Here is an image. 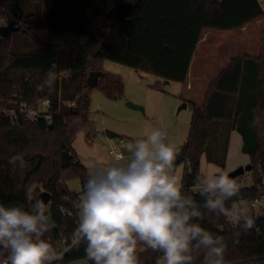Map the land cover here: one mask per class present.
<instances>
[{"label":"trees","instance_id":"16d2710c","mask_svg":"<svg viewBox=\"0 0 264 264\" xmlns=\"http://www.w3.org/2000/svg\"><path fill=\"white\" fill-rule=\"evenodd\" d=\"M1 1V14L12 19L20 12L22 25L13 21L9 36L0 38V101L14 94L30 101L47 96L54 117L50 123L0 121V165L12 155L23 157L17 193H26L28 208L39 193L28 195L33 186L51 193L47 214L56 226L43 238L54 246L63 236L75 235L79 224L80 194L68 181L79 178L84 185L88 176L73 144L81 131L93 139L91 93L98 88L113 100L124 93L122 78L106 72L104 61L185 83L205 30H240L257 19L264 24L260 0H29L27 6L22 0ZM259 49L257 55L232 57L209 82L204 101H189L193 113L187 142L179 149L185 163L181 181L185 193L198 203L203 199L192 187L200 180L201 157L225 167L234 130L242 136V150L250 156L253 171L252 186L240 188L241 199L256 191L264 168V26ZM53 63L58 79L49 91L43 80ZM92 71L101 72L95 86L88 83ZM64 151L70 160L65 168ZM202 211V226L225 237L227 264H264V213L252 217L255 226L244 230L223 216ZM84 248L83 243L75 244L60 260L69 264L87 259ZM138 256L140 264H159L162 253L141 244ZM0 257H7L6 251L0 249ZM201 259L198 256L194 264H201Z\"/></svg>","mask_w":264,"mask_h":264},{"label":"clouds","instance_id":"9594fccd","mask_svg":"<svg viewBox=\"0 0 264 264\" xmlns=\"http://www.w3.org/2000/svg\"><path fill=\"white\" fill-rule=\"evenodd\" d=\"M56 64L44 75L53 90L58 79ZM127 155L108 164L91 163L80 200L75 243L85 245L91 264H140L138 246L162 253L160 264H227L225 237L202 226L205 214L223 216L239 228L255 226L241 190L224 172L200 178L198 203L184 191L174 173L179 148L163 128H152L124 146ZM20 154L9 159L15 165ZM235 198V199H234ZM232 201L228 206V202ZM56 225L47 206L34 200L29 208L0 203V249L4 264H54L62 254L44 239ZM235 243V242H234Z\"/></svg>","mask_w":264,"mask_h":264},{"label":"rangeland","instance_id":"374dc122","mask_svg":"<svg viewBox=\"0 0 264 264\" xmlns=\"http://www.w3.org/2000/svg\"><path fill=\"white\" fill-rule=\"evenodd\" d=\"M39 0H31L38 3ZM29 0H22L27 6ZM264 2V0H263ZM22 4V6H23ZM24 7V6H23ZM15 17L13 18V20ZM261 19H258L254 25H261ZM4 23L0 20V25ZM231 31V30H230ZM229 30H205L202 41L195 53V60L192 66L191 78L196 82L193 90H187L186 84L179 81L166 80L125 64L105 60L103 68L106 72L119 75L124 82V93L119 99H110L101 89H93L91 93V105L89 116L92 123L93 139L88 140L85 132L81 131L77 134L74 141V147L79 150L89 164L98 161L99 164H108L112 160L111 146L107 142L109 136L107 130L123 135L127 139L134 140L142 137L146 131L152 128H163L168 134L169 141L174 143L179 149L187 142L193 108L184 98L192 96L197 104L203 101L205 94V82H209L230 62L234 56L242 54L257 55L259 53L260 41L262 37V29L260 37H253L248 45L238 44L235 47L232 32ZM209 32V35L206 33ZM1 38V36H0ZM202 72V73H201ZM159 81L160 87L155 84ZM208 84L206 87H208ZM203 87V88H202ZM127 101L143 106L144 110L133 109L127 105ZM187 104L186 107H183ZM113 139H121V137ZM83 154V155H82ZM250 163V156L242 150V138L239 132L235 131L231 139L228 157L225 167H220L209 163L205 156L201 157L200 177L224 172L229 173L240 166H246ZM252 165V164H251ZM185 169V163L182 162L174 166L175 175L181 180ZM7 172H2V176H7ZM253 171L246 170L244 174L236 177V183L240 188L252 186ZM14 185L19 184L18 175H15ZM68 186L72 191L80 194V200L83 195L84 185L79 178H73L68 181ZM14 188V186H12ZM40 185L33 186L29 191V196H35L37 192H42ZM3 187L0 184V200L3 197ZM38 193V194H39ZM37 194V195H38ZM23 194L21 196V205L24 206L25 200ZM1 203V202H0ZM252 217H258L264 213V206L252 208L250 199H242ZM4 205H7L4 203ZM80 209V202L78 205ZM80 211L78 212V221ZM230 224H234L230 222ZM54 264H63L62 260L54 262ZM69 264H91L88 259H78ZM160 264V259H159Z\"/></svg>","mask_w":264,"mask_h":264},{"label":"built area","instance_id":"2783aa9c","mask_svg":"<svg viewBox=\"0 0 264 264\" xmlns=\"http://www.w3.org/2000/svg\"><path fill=\"white\" fill-rule=\"evenodd\" d=\"M4 10L5 7L0 0V20L4 23V25L9 26V24L13 21L17 23V25H22L20 19L15 16V19L13 20L14 17L9 19L7 16L2 15L1 13ZM71 104H74V101H72ZM53 117L54 111L52 101L47 96H42L34 101H30L18 94H14L8 101H0V121L7 120L13 124H18L22 119H28L32 121L46 120L50 123L53 121ZM110 152L115 156V158L123 156L122 151L118 148H112L110 149ZM255 187V193L249 198L250 206L252 208L264 206V168L260 170V179L257 183H255ZM192 188L197 191V184ZM62 211L68 213L70 216H74L72 211H68L64 207L62 208ZM75 244V235H73L70 239L67 236H63L59 245L54 247L62 254L63 258L66 252ZM6 258L7 257H0V264H4V260Z\"/></svg>","mask_w":264,"mask_h":264},{"label":"crops","instance_id":"0c3cea01","mask_svg":"<svg viewBox=\"0 0 264 264\" xmlns=\"http://www.w3.org/2000/svg\"><path fill=\"white\" fill-rule=\"evenodd\" d=\"M260 4L264 10V2L263 0H260ZM258 20V19H257ZM257 20H254L250 23H248L246 26H244L242 29L240 30H229L230 32H232L233 34V38H231L232 41H234L235 43V47L240 44V46L242 44L244 45H248L249 44V41L253 39V37H260V31L262 29V33H263V19L262 20V23H260L261 25H254L255 22ZM4 25V24H3ZM1 26V25H0ZM212 31V30H211ZM206 35H209V32L206 33ZM262 35V34H261ZM202 40H200V42L198 43V46L197 48L199 47L200 43H201ZM197 50V49H196ZM196 53V52H195ZM195 60V54H194V58H193V61H192V64H191V67H190V72H189V76H188V79L187 81L185 82L186 84V89L189 91L193 90L195 85H196V82L191 78V72H192V66H193V62ZM202 73V72H201ZM170 80H166V82L168 83ZM208 84V82H205L203 84V86H205V91L207 89L206 85ZM203 88V87H202ZM206 94V92H205ZM205 94H203L204 96H202L203 98V101H204V98H205ZM185 101H187V103H189V101H193L195 102V100L192 98V96H188V98H184ZM202 101V102H203ZM196 103V102H195ZM235 130L232 131V134H231V139L233 137V134H234ZM240 134V133H239ZM120 136V135H119ZM118 136V137H119ZM121 139H113L114 137H109L110 139H108V143L110 144L111 146V149L112 148H118L122 151L123 153V156L127 155L126 153V150L124 148V146L130 142V141H133V140H130V139H127L125 136L121 135L120 136ZM242 138V136H241ZM230 143H231V140H230ZM242 144H243V140H242ZM230 147V146H229ZM75 148V147H74ZM76 153H77V156L80 160V162L82 164H84L87 168L88 166L90 165L89 162H87V160L81 156L80 152L78 149H76ZM83 155V154H82ZM14 156V155H12ZM11 156V157H12ZM112 156V160L115 158V156L113 154H111ZM10 159V158H9ZM9 159L8 161L4 162L3 164L0 165V184L2 185L3 187V197L2 199L0 200V202L2 204H7V205H13V204H19L21 203V196L23 194H25L24 196V200H25V203H24V207L25 208H28V197L26 195L25 192H21V193H17V191L20 189L21 185H22V177H21V161L18 160L16 162L15 165L13 164H10L9 163ZM98 163V161H97ZM99 164V163H98ZM7 172V176H2V172L4 171ZM15 175L17 176L18 175V178H19V184H17V186L14 185V180H15ZM12 186H14V188H12Z\"/></svg>","mask_w":264,"mask_h":264},{"label":"water","instance_id":"95a60500","mask_svg":"<svg viewBox=\"0 0 264 264\" xmlns=\"http://www.w3.org/2000/svg\"><path fill=\"white\" fill-rule=\"evenodd\" d=\"M14 16L18 19H21L22 18V15L20 12H14ZM10 34V27L7 26V25H1L0 26V36L1 37H8ZM101 76V72L100 71H92L90 72L89 76H88V83L91 85V86H95L97 85L98 81H99V77ZM127 105L133 109H140V110H144L143 106L139 105V104H136V103H133L132 101H127ZM187 104H184L183 107H186ZM107 135L109 137H118L119 134L118 133H114L112 131H109L107 130ZM184 160V157L179 153L176 161L174 162V166H177L178 164L182 163ZM70 163V160H69V153L64 151L61 155V165L62 167H67ZM248 170H252V165L251 164H248L246 166H240L238 167L237 169L231 171L229 173V177L231 179H235L236 177H238L239 175H242L245 173V171ZM37 199L39 200H42L44 202V204L46 206L49 205L50 201H51V193L49 191H42L40 192L38 195H37ZM36 199V200H37ZM48 213V211H47Z\"/></svg>","mask_w":264,"mask_h":264}]
</instances>
